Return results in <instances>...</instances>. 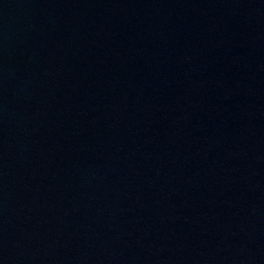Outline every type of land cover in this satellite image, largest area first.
Returning a JSON list of instances; mask_svg holds the SVG:
<instances>
[{"label": "water", "instance_id": "water-1", "mask_svg": "<svg viewBox=\"0 0 264 264\" xmlns=\"http://www.w3.org/2000/svg\"><path fill=\"white\" fill-rule=\"evenodd\" d=\"M0 264H264V0H0Z\"/></svg>", "mask_w": 264, "mask_h": 264}]
</instances>
